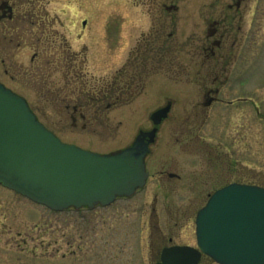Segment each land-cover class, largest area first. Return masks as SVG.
<instances>
[{
    "label": "rangeland",
    "instance_id": "1",
    "mask_svg": "<svg viewBox=\"0 0 264 264\" xmlns=\"http://www.w3.org/2000/svg\"><path fill=\"white\" fill-rule=\"evenodd\" d=\"M13 1L18 16H32L29 27L36 21V27H30L35 35L41 27L47 30L40 47L29 44L13 53L0 52V79L25 97L63 142L99 154L118 152L133 141L139 126H148L149 113L163 105L167 95L177 102L148 159L147 186L131 198L106 207L56 212L0 185V264H155L164 247H197L196 216L216 190L236 181L264 187V10L253 27L249 48L253 61H248L252 69L240 65L241 73L251 75V85L241 91L228 85L222 96L227 103L247 91L252 102L215 104L203 111L200 80V86L197 76L184 82L183 147L181 82L166 78L172 93L161 94L153 79L149 92L134 104L114 109L83 128L79 121L73 125L72 113L65 109L70 99L56 94L67 82V72L55 70L64 43V51L79 54L77 64L89 75V87L98 88L102 82L97 80L116 72L131 57L141 35L151 31L152 13L158 16L172 4L181 10L183 0ZM202 3L184 0V40L202 35ZM19 22L12 28L24 27ZM180 29L179 24L178 36ZM2 59L6 61L1 63ZM184 63L195 66L193 61ZM39 65L49 82L29 76L38 73ZM209 78L211 84L215 75ZM172 162L173 168L164 166ZM164 168L184 178L159 176ZM201 264L216 263L204 259Z\"/></svg>",
    "mask_w": 264,
    "mask_h": 264
},
{
    "label": "flooded vegetation",
    "instance_id": "2",
    "mask_svg": "<svg viewBox=\"0 0 264 264\" xmlns=\"http://www.w3.org/2000/svg\"><path fill=\"white\" fill-rule=\"evenodd\" d=\"M202 1V8L205 9L204 12H200L201 21L204 25L202 35L192 36L184 40V0L181 10L176 4L164 6L163 10L157 12L158 16L152 13L151 31L146 35H141L131 57L121 64L116 72L108 75L109 77L98 79L97 81L102 82L98 88H94V85L89 87V75L77 64L79 54L64 51L65 44L63 43L61 46L62 54L59 53L61 56L60 66L55 70L66 71L65 82H67L56 90V94L58 97L70 99L69 104L65 105V109L68 112L71 111L73 125L77 127L79 121L83 128H87L89 123L91 124L93 120L97 123L98 119L103 118L108 112L131 106L137 99L149 92L153 79H156V88L159 89V93H172L168 82L165 81L167 78L182 83L179 92L182 96L180 99V103H182L181 139H183L184 147V82L190 83L194 76L198 77L196 84L200 86L201 82L202 86V102L199 105L203 111L215 104L225 103L222 96L228 85L230 89L238 91L243 90V86H247L249 83L251 85V75L241 73L240 65L241 62L244 65L249 64L248 68L252 69L251 64L248 63V61H253L249 57V48L254 38L253 27H255L259 14L264 10V0ZM17 7L18 4L13 0H0V52L8 51L11 53L12 50L13 53L16 48L19 50L29 46V44L40 47L43 34L47 30L46 27H41L42 29H39L38 34L35 35L36 33L31 31L30 27H36V21H32L29 27V19L32 20V16L30 18H28V14L18 16ZM178 12H181L180 16L176 15ZM19 21L24 22V27L21 26L17 30L13 29L12 27L16 28L13 26V22L20 23ZM179 24L181 25V32L178 36L177 27ZM39 53L35 54L33 59L41 54ZM9 59L11 60V58ZM5 61L2 59L1 63ZM184 61H193L195 66L187 65ZM198 61L202 62L199 63ZM82 62L86 63V61ZM208 70L211 71L206 74ZM5 71L8 73L7 69ZM37 71L38 73L29 74V76L39 78L43 82L51 80L43 65H39ZM212 73L215 75V79L209 84V76ZM199 80L200 82H198ZM243 93L237 100L229 101L225 105L232 107L236 103H251L252 99L246 95L247 91ZM176 102L171 95H167L163 105H159L156 110L149 113L146 121L148 126H139L133 141L122 148L133 146L137 138L140 137L142 143L148 148L147 171L148 159L153 155L154 147L159 143L163 127L173 117ZM156 113L158 115L154 117ZM168 165L164 164L165 167L171 169L174 163H168ZM169 169L160 170L159 176L168 177L172 180L184 178L183 174L170 172ZM148 173L149 180L151 174L149 171ZM232 183L248 184L240 181ZM204 259L214 262L212 258L202 254L199 264Z\"/></svg>",
    "mask_w": 264,
    "mask_h": 264
},
{
    "label": "water",
    "instance_id": "3",
    "mask_svg": "<svg viewBox=\"0 0 264 264\" xmlns=\"http://www.w3.org/2000/svg\"><path fill=\"white\" fill-rule=\"evenodd\" d=\"M158 113L154 114V117ZM148 148L140 137L102 155L62 142L27 101L0 83V184L56 212L106 207L146 185ZM199 249L173 246L157 264H264V188L232 184L196 218Z\"/></svg>",
    "mask_w": 264,
    "mask_h": 264
}]
</instances>
